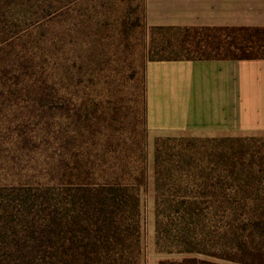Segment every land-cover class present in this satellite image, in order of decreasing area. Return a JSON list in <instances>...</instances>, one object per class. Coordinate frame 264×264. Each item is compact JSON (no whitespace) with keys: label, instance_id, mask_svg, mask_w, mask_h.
I'll return each instance as SVG.
<instances>
[{"label":"trees","instance_id":"trees-1","mask_svg":"<svg viewBox=\"0 0 264 264\" xmlns=\"http://www.w3.org/2000/svg\"><path fill=\"white\" fill-rule=\"evenodd\" d=\"M96 1L0 0V114L25 105L16 128L36 162V178L17 183L0 164V264H141L144 81L127 119L110 99L77 102V56L50 66L57 37L90 46L111 24L113 0ZM135 9L117 16L122 42L146 26L142 5L130 19ZM146 27L148 60L264 58V27ZM88 57L81 64L93 68ZM99 73L90 70V85ZM153 146L155 246L185 254L157 264H264V137L157 136Z\"/></svg>","mask_w":264,"mask_h":264},{"label":"crops","instance_id":"crops-1","mask_svg":"<svg viewBox=\"0 0 264 264\" xmlns=\"http://www.w3.org/2000/svg\"><path fill=\"white\" fill-rule=\"evenodd\" d=\"M146 26L264 27V0H141ZM146 127L157 136L264 133V58L148 60Z\"/></svg>","mask_w":264,"mask_h":264},{"label":"rangeland","instance_id":"rangeland-1","mask_svg":"<svg viewBox=\"0 0 264 264\" xmlns=\"http://www.w3.org/2000/svg\"><path fill=\"white\" fill-rule=\"evenodd\" d=\"M101 0H97L96 7L101 5ZM136 7L135 10L129 12L131 20L135 16L140 15L141 0H121L115 2L113 0L111 7V16L108 17L110 25L96 38L100 37L94 44L89 46L85 39L79 38L76 45L68 43V38L60 43V39L57 37L56 44L58 47L54 48L52 57L50 60V66L57 67L60 63L72 65L74 62L71 73L74 71V77L70 83V90L72 89L76 96L77 102L82 99H94L95 101H102L109 103L106 104L109 108L112 105L122 108V111H126L127 119L133 117V113L130 111L135 107H141L140 102H134V98H141V88L144 81V67L148 61L147 50L150 46L149 42V30L148 27L134 26L131 28L127 38L122 42L117 34V16L125 10H130L132 7ZM98 8V7H97ZM108 9L110 7H107ZM111 9V8H110ZM103 11H107L105 7L97 9V18H103ZM95 19V18H94ZM115 27V28H112ZM117 27V29H116ZM87 32V31H85ZM116 33V34H114ZM93 35V31H91ZM112 34H114L112 36ZM89 35V34H88ZM53 39H56L55 37ZM51 41L49 39L48 43ZM105 42V44L103 43ZM57 49V51H55ZM107 50V58L104 57L101 64H97L99 54ZM88 57V64L93 68L83 67L82 61ZM96 61H95V59ZM102 59V58H99ZM82 66V67H81ZM99 75L95 77L93 82L97 83L95 86L89 83L91 82L90 70H98ZM89 82V83H88ZM93 100V101H94ZM110 104V105H108ZM4 113L0 114V147H4V151L0 148V164L6 165V170L1 173L5 174L7 182H18V180L27 181L36 178V172L33 165L36 164L32 157V154H28L20 147L21 136L18 135L17 123H21L27 118V110L25 105L21 103L12 102L10 106H5ZM26 133L29 134L28 127L25 128ZM146 157H145V173L146 184L140 188V213H141V264H157L158 260L164 258H180L185 254H168L160 252L155 246L154 236V166H153V142L154 138L149 134L146 127ZM187 137H204V136H191ZM264 137V133H258L255 135ZM47 144V143H46ZM43 159V158H40ZM44 173V172H43ZM4 177V176H3ZM228 264H233L226 262Z\"/></svg>","mask_w":264,"mask_h":264}]
</instances>
